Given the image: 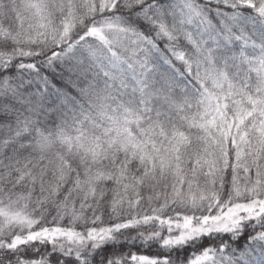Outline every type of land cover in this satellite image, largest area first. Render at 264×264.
I'll return each mask as SVG.
<instances>
[{"label": "snow or ice", "instance_id": "snow-or-ice-1", "mask_svg": "<svg viewBox=\"0 0 264 264\" xmlns=\"http://www.w3.org/2000/svg\"><path fill=\"white\" fill-rule=\"evenodd\" d=\"M0 264H264V0H0Z\"/></svg>", "mask_w": 264, "mask_h": 264}]
</instances>
